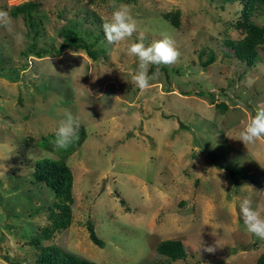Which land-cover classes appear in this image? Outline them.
Instances as JSON below:
<instances>
[{
	"label": "rangeland",
	"instance_id": "rangeland-1",
	"mask_svg": "<svg viewBox=\"0 0 264 264\" xmlns=\"http://www.w3.org/2000/svg\"><path fill=\"white\" fill-rule=\"evenodd\" d=\"M25 1L0 0V11ZM35 1L36 40L22 16L9 15L11 24L0 26V264H37L38 250L24 243L23 233L30 224L49 223L46 208L34 210L54 197L34 181L33 171L38 158L59 157L38 140L55 133L66 113L85 125L87 137L67 159L74 175L72 223L51 242L102 264H262L264 240L247 231L239 204L249 198L253 207L264 205V140L246 146L236 138L264 106V47L256 65L225 53L233 52L226 40L243 35L236 26L242 6L221 0ZM121 4L138 30L117 45L104 35L94 45L98 59L75 47L43 57L25 53L34 41L58 48L64 25L76 24L93 42ZM177 9L179 28L164 17ZM253 19L264 24V8ZM141 32L146 46L167 34L180 52L176 63L160 66L145 91L132 82L138 57L127 54ZM205 49L203 60L211 50L216 54L207 67L199 58ZM155 68L150 65L149 73ZM89 222L103 247L90 238ZM168 238L183 241L185 259L156 251ZM216 242L214 254L201 247Z\"/></svg>",
	"mask_w": 264,
	"mask_h": 264
},
{
	"label": "trees",
	"instance_id": "trees-1",
	"mask_svg": "<svg viewBox=\"0 0 264 264\" xmlns=\"http://www.w3.org/2000/svg\"><path fill=\"white\" fill-rule=\"evenodd\" d=\"M126 2H134L135 0H124ZM222 3H237L240 4V18L236 24L243 32L242 37L238 39H227L226 45L233 49V52H225L226 57L235 56L236 58L246 61L249 65H256L261 57L260 49L264 47V24H259L253 17L257 13L263 10L264 0H221ZM40 3L35 0H28L17 5H13L10 8L4 7L1 11H6L11 17L18 18L22 16L25 18L31 32H33V38H36L41 34L40 20L37 18L38 9ZM169 19L173 25L177 28L181 25V10L170 11L164 15ZM63 36V42L58 48L51 47H38L36 41L28 46L25 51L26 54H36L39 57H43L50 54L52 51L60 53L65 48L75 47L85 49L88 55L96 60L98 59V51L94 49V45L105 35L102 30L94 37L93 42H89L86 36H83L77 25H64L61 29ZM88 37H92L93 33L88 32ZM87 38V39H86ZM104 51V49H103ZM206 54V49L199 52L200 63L202 66L207 67L216 61V54L213 50L208 53L207 59L203 60V56ZM223 110L227 109L225 102H221ZM220 107V104H217ZM87 137L86 127L84 124H80L78 129V138L75 139L72 144L66 150L56 149L53 145L55 133H51L43 136L38 140V145L52 153L58 154L59 157L45 156L37 159L33 176L36 183H42L52 192L54 197L53 201L49 205H41L34 210L39 213L42 209H47V218L49 223L44 225H32L30 224L28 230L23 233L26 238L24 243L32 246L38 250L36 262L37 264H102L100 262L88 259L73 252L66 251L51 242L54 235L59 230L68 228L73 219V185L74 175L71 167L67 163L69 156L77 151L84 143ZM122 202L126 203V200L122 198ZM31 215H34L31 213ZM89 235L92 241L100 247L105 245L95 229L92 222L88 223ZM50 242V243H47ZM156 251L171 259H185L187 257V251L184 243L180 239L168 238L160 241L156 246ZM259 261L264 264V254L260 257ZM137 264H150L147 262H140Z\"/></svg>",
	"mask_w": 264,
	"mask_h": 264
},
{
	"label": "clouds",
	"instance_id": "clouds-1",
	"mask_svg": "<svg viewBox=\"0 0 264 264\" xmlns=\"http://www.w3.org/2000/svg\"><path fill=\"white\" fill-rule=\"evenodd\" d=\"M110 20H106L102 27L109 44L117 45L131 37L138 30L136 19L131 10L121 4L115 7ZM11 17L6 11H0V26L11 24ZM144 33H140L139 42L131 44L127 49V54L138 57L139 64L137 71L132 76V82L140 91H145L150 87V81L158 78L160 66H170L176 63L180 57V52L175 41L167 34H162V38L146 46L143 41ZM75 55L74 53H72ZM155 65V71L149 73V66ZM80 123L78 118L71 113H66L65 118L60 122L55 132L53 145L56 149L66 150L72 142L78 138ZM246 146L264 140V106H258L255 115L252 116L247 125L240 131L239 137ZM239 211L243 217L247 231L255 237L264 240V205L257 204L253 207L252 200L244 198L240 201ZM208 253H215L220 247L218 242L212 245H203Z\"/></svg>",
	"mask_w": 264,
	"mask_h": 264
}]
</instances>
